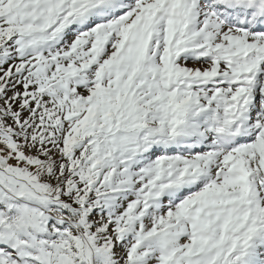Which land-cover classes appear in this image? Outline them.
<instances>
[{
    "label": "snow or ice",
    "instance_id": "6c2138e0",
    "mask_svg": "<svg viewBox=\"0 0 264 264\" xmlns=\"http://www.w3.org/2000/svg\"><path fill=\"white\" fill-rule=\"evenodd\" d=\"M0 264H264V0H0Z\"/></svg>",
    "mask_w": 264,
    "mask_h": 264
}]
</instances>
